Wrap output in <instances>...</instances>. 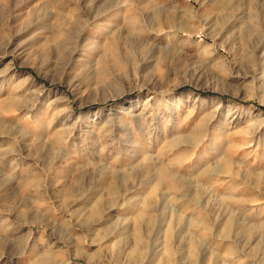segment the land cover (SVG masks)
<instances>
[{"label": "rangeland", "instance_id": "374dc122", "mask_svg": "<svg viewBox=\"0 0 264 264\" xmlns=\"http://www.w3.org/2000/svg\"><path fill=\"white\" fill-rule=\"evenodd\" d=\"M0 264H264V0H0Z\"/></svg>", "mask_w": 264, "mask_h": 264}]
</instances>
